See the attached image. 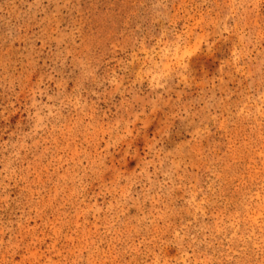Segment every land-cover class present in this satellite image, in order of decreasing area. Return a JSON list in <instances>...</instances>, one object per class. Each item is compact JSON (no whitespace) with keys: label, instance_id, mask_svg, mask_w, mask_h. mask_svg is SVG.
<instances>
[{"label":"rangeland","instance_id":"374dc122","mask_svg":"<svg viewBox=\"0 0 264 264\" xmlns=\"http://www.w3.org/2000/svg\"><path fill=\"white\" fill-rule=\"evenodd\" d=\"M0 264H264V0H0Z\"/></svg>","mask_w":264,"mask_h":264}]
</instances>
